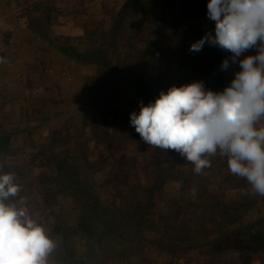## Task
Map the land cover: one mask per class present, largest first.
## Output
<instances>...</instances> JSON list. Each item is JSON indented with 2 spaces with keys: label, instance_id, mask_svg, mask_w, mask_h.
<instances>
[{
  "label": "trees",
  "instance_id": "trees-1",
  "mask_svg": "<svg viewBox=\"0 0 264 264\" xmlns=\"http://www.w3.org/2000/svg\"><path fill=\"white\" fill-rule=\"evenodd\" d=\"M101 1H76L77 35L54 23L73 13L71 0L21 6L17 20L36 46H20L24 59L15 48L18 76L0 64V172L20 186L5 203L56 241L48 264H242L241 254L264 252V197L244 194L227 157L197 174L130 124L141 102L171 86L203 81L222 92L240 71L231 61L221 70L232 54L219 47L190 51L214 35L208 0H119L104 28Z\"/></svg>",
  "mask_w": 264,
  "mask_h": 264
},
{
  "label": "clouds",
  "instance_id": "clouds-1",
  "mask_svg": "<svg viewBox=\"0 0 264 264\" xmlns=\"http://www.w3.org/2000/svg\"><path fill=\"white\" fill-rule=\"evenodd\" d=\"M207 17L214 35L207 32L190 51L208 44L231 53L221 64H239L230 85L222 92L203 81L171 86L141 102L130 124L146 144L178 153L197 174L217 153L227 157L230 173L247 182L244 194L264 197V0H208ZM254 48L257 54L240 59ZM19 191L12 173L0 172V264H48L56 241L26 209L5 203Z\"/></svg>",
  "mask_w": 264,
  "mask_h": 264
},
{
  "label": "rangeland",
  "instance_id": "rangeland-1",
  "mask_svg": "<svg viewBox=\"0 0 264 264\" xmlns=\"http://www.w3.org/2000/svg\"><path fill=\"white\" fill-rule=\"evenodd\" d=\"M78 1V0H76ZM76 1L71 0L72 2V12L69 13L67 11H63V13L55 14V28L57 32H61L62 34H67L66 32L71 31V35L80 34L79 25L80 18L77 8ZM119 0H102L100 6L97 8L101 16L97 18V22L102 28L106 27L107 21L111 18V16L116 11V6ZM25 3V0H5V4L1 5L0 8V58L4 60L2 65L4 76L16 75L18 76L23 72L25 68V63L22 60L16 61L17 57L24 59L26 58V48L20 46H36L35 44H30V37L22 29V26L19 25L18 18L22 17L21 6ZM76 6V7H75ZM92 10V7L90 8ZM17 26V27H16ZM9 32V37H3V32ZM17 33V34H15ZM69 34V35H70ZM17 37V38H16ZM82 43V41H81ZM84 46V43H83ZM18 50L17 57L14 55V51ZM22 49V50H21ZM14 52V53H13ZM22 55V56H21ZM11 58V60H10ZM69 75H66V81L68 88H72L75 84L74 81H69ZM69 81V83H68ZM62 196V194H61ZM33 217V216H32ZM31 217V218H32ZM239 260L242 264H264V252L259 253H246L241 254Z\"/></svg>",
  "mask_w": 264,
  "mask_h": 264
},
{
  "label": "crops",
  "instance_id": "crops-1",
  "mask_svg": "<svg viewBox=\"0 0 264 264\" xmlns=\"http://www.w3.org/2000/svg\"><path fill=\"white\" fill-rule=\"evenodd\" d=\"M17 27V26H16ZM57 31V30H56ZM70 33H71V31L70 30H68ZM69 32H66L67 34H70ZM59 33H61V32H59ZM15 34H17V33H15ZM65 34V33H64ZM17 38V37H16Z\"/></svg>",
  "mask_w": 264,
  "mask_h": 264
}]
</instances>
